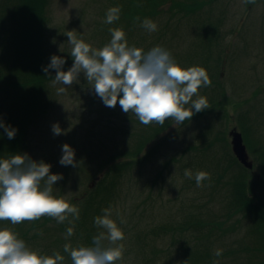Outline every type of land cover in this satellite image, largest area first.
<instances>
[{
    "label": "rangeland",
    "instance_id": "1",
    "mask_svg": "<svg viewBox=\"0 0 264 264\" xmlns=\"http://www.w3.org/2000/svg\"><path fill=\"white\" fill-rule=\"evenodd\" d=\"M2 1L0 0V5ZM103 7L104 0H49L47 30L52 52L56 56L71 54L72 46L67 40V31H73L78 39L95 49L102 48L106 44L104 32L99 28L98 33H95L94 27ZM218 8L212 18H224L221 26L222 43L226 46L224 65L222 69L216 67L215 74L210 78L211 85L200 87L192 99L205 97L208 92L218 89L220 93L221 90L225 91V98H231L237 103L241 101V106L235 111L236 104L227 102L225 114L231 113L230 118H222L219 122H216L211 113L200 119L194 114L191 120L176 126H173L175 121L169 118L170 125L162 129V134L152 138L151 144L160 140L153 159L127 171L119 178L114 196L107 207L111 210L110 218L124 233V239L117 242L123 245L122 259L116 261V264H163L170 253L175 256L178 241L193 244L195 237L184 235L183 232L172 234L166 231L158 237L150 234L160 225L183 222L186 215L215 223L213 230L207 234V237L213 236V240L209 241L213 254L217 250L223 254L226 249H233L234 245H240L245 240L246 222L240 215L230 212L225 204L228 182L234 173L240 171L231 152L227 134L236 129L242 134L243 144L251 145V148L246 147L248 160L253 165L248 173L251 177L258 175L263 156L259 141H264V107L254 106L250 96L254 87H262L261 93L256 96L257 101L264 100V2L227 0ZM169 20L168 15H159L157 28L158 22L163 24ZM167 28L171 34L168 33L169 35L145 49L139 48L146 52L155 46H161L183 68L196 66L190 65L191 57H188L196 42L193 25H184L182 21L178 25V22L172 21ZM149 44L150 41L145 45ZM195 57L200 59V52ZM219 71L220 74H217ZM85 80L84 74L80 73L72 86L54 85L52 81L48 83L45 98L50 104V110L38 129L29 130L28 145L22 152L35 161L42 160L50 164L51 174H62L63 179L53 185V195L65 199L79 210L83 196L93 191L97 176L106 169L104 158H110V154L119 157L118 154L133 148L144 136H149L151 128L157 127L155 122L149 125L140 123L131 111L124 113L119 103L114 108L106 107L95 91L85 88ZM61 87L65 90L59 93L58 89ZM221 99L222 95L219 94L218 100ZM8 102L9 95L0 87V111L3 114L8 110ZM191 106L189 103L185 107ZM243 118L249 120L252 129L250 137L246 136L250 133H242ZM53 124H58L63 134L54 135ZM203 131L209 132L208 139L211 143L206 148L200 141L202 134L198 136ZM65 143L74 149L76 163L75 167L69 165L67 175L59 163L61 148ZM93 154L98 155L100 161H94L100 162V165L92 161L90 155ZM139 154L138 159L142 157V153ZM229 162L232 163L231 166L227 165ZM218 166L224 168L225 175L215 181ZM185 170L191 171V178L185 176ZM199 171L207 172L210 179L202 181L198 187L195 175ZM253 191H257V188ZM37 221L48 236L47 232L57 230L59 224L54 218L47 216ZM216 224H219L218 228ZM27 226V221L17 225H12L10 221H0V228L21 229V232H17L19 238L30 249L41 255H50L48 249L52 247L51 240L46 242L44 238H40L44 236L42 230H30ZM97 229V234L105 231ZM62 235V243L69 244L70 239L66 238V233ZM103 244L109 246L107 240ZM234 256L236 259L232 261L231 257L220 255L215 263L250 264L247 257L238 253Z\"/></svg>",
    "mask_w": 264,
    "mask_h": 264
},
{
    "label": "trees",
    "instance_id": "2",
    "mask_svg": "<svg viewBox=\"0 0 264 264\" xmlns=\"http://www.w3.org/2000/svg\"><path fill=\"white\" fill-rule=\"evenodd\" d=\"M225 1L227 0H104L101 16L94 27L95 33H98L99 28L102 29L104 42L108 43L111 39L109 29L119 28L125 32L129 46L145 49L155 44L158 39L167 36L168 33L171 34L167 27L172 21L178 22V25L181 21L184 25H193L196 42L192 52L188 55L191 57L190 65L194 64L204 68L211 78L215 74L216 67L222 69L224 65L223 56L226 46L222 43L223 38L221 37L224 18L214 19L215 16L212 18V14ZM261 1L264 2V0ZM48 3L49 0H3L0 5V87L9 95L8 110L5 114L0 111L3 114H0V121L17 130L14 138L8 139L4 128L0 127V159L22 154L28 145L29 130L38 129L50 110V104L45 97L48 83L53 80L56 72L50 68L46 74L42 70L49 65L51 56L55 55L52 52L47 30ZM116 6L120 8L119 19L112 24L105 23L107 10ZM1 13H7V15L2 16ZM163 14L168 15L171 20L164 21L163 24L158 22L159 28L154 31V34L141 26V22L146 18L157 23V17ZM246 14L248 15V10ZM137 17L139 19H136ZM148 41L150 44L146 46ZM199 52L200 59H197L195 56ZM59 56L65 59L62 70L67 71L73 64L71 54H60ZM217 74H220V71ZM84 83L87 90L94 91L90 82L85 80ZM261 90L262 87L253 88L250 98L255 103L254 106L264 107V100L257 101ZM219 94L222 95L221 100H218ZM204 98H206L209 108L199 113L194 112L198 119L211 113L216 122L222 118L228 120L231 113L225 114L224 107L227 106V102L236 104L235 111L241 106V101L237 103L231 98H225L224 90H221L220 93L218 89H214L212 92H208ZM169 125L168 120L162 126L157 124V127L151 128L149 136H144L143 140L138 141L133 148L126 152L122 151L117 155L119 157L110 154V158H104V165L107 164L106 169L97 176L98 180L93 191L83 196L84 200L78 206L80 207L79 219L75 220L73 224H69L68 221L59 223L57 230L47 232L48 236L37 220L27 221V228L42 230L44 236L40 238H44L46 242L51 240L52 247L48 249L50 255L60 252L64 256L63 264H72L70 255L63 251L64 243H62V234L66 233L69 227H73L74 230V234L68 237L72 247L92 245L93 237L98 235L96 233L98 227L94 220L97 216H102L103 210L110 204L119 178L127 171L138 168L149 159H153V155L160 146V140L151 144L152 138L162 134V129ZM242 131V133H250H245L247 137L252 135L247 118L242 119ZM200 134H202L200 136L202 146L205 145L206 148L211 144L208 139L209 132L203 131L198 136ZM230 140L229 138V143ZM259 144L261 156H263L260 159L261 166L259 165L258 175L249 176L248 171L236 163L240 166V171L234 173L228 182L226 208L230 212L240 215L241 219L246 222L245 240L240 245L236 244L233 249L230 247L221 254L231 257L232 261L236 259L234 254H241L247 257L250 264H264V141H259ZM246 147L251 148V145L247 143ZM140 152L142 157L138 159L137 156L140 155ZM124 154L128 157H123V159L120 156ZM90 157L92 161L95 159L100 161L96 154L90 155ZM94 162L100 165V162ZM231 164L229 162L227 165L231 166ZM63 167L65 175H67L69 166ZM224 171V168L221 169L218 166L215 181L224 177ZM254 188H257V191L254 192ZM214 224L186 215L183 222L160 225L151 231L150 234L154 237H158L166 231L172 234L183 232L184 235L195 237L191 245L185 244L184 240L178 241L175 256L170 253L163 264H216L215 261L220 256H216L211 251L209 241L213 240V236L207 237V234L213 230ZM218 225L216 224L217 228ZM13 230L16 233L21 232V229L14 228ZM23 234L24 232H22Z\"/></svg>",
    "mask_w": 264,
    "mask_h": 264
},
{
    "label": "clouds",
    "instance_id": "3",
    "mask_svg": "<svg viewBox=\"0 0 264 264\" xmlns=\"http://www.w3.org/2000/svg\"><path fill=\"white\" fill-rule=\"evenodd\" d=\"M255 3V0H245ZM120 8L110 7L106 12L105 23L112 24L119 19ZM136 19H139L138 17ZM141 26L149 32L157 30V25L150 19H144ZM111 39L102 48L95 49L73 31L66 36L71 48L72 66L63 71L65 59L53 55L50 63L42 70L56 72L52 83L72 86L83 73L92 84L95 94L106 107L114 108L119 103L124 113H134L140 123L149 125L155 122L164 125L171 118L176 124L191 120L195 113L209 108L206 98L193 100L200 87L211 85L206 70L199 66L183 68L174 61L171 54L161 46L148 51L129 46L122 29H109ZM64 87L58 89L64 92ZM191 103V108L185 106ZM194 109V111H193ZM8 139H13L16 129L0 121ZM54 135L63 134L58 124L52 125ZM59 163L62 166H76L74 149L63 144ZM51 165L44 161H35L27 153L15 154L10 158L0 159V221H10L12 225L24 221L39 220L43 216L51 217L57 223L68 221L73 224L79 219V209L63 198L53 195V185L63 179L62 174H51ZM185 176L191 178L190 170ZM210 179L207 172L199 171L195 175L197 186ZM71 217V219H69ZM111 210H103L102 216L94 220L98 228L105 231L93 237L91 246H63L72 264H116L122 259L123 245L117 242L124 239L123 231L110 218ZM123 222V221H121ZM74 234L73 227L66 230V238ZM107 240L109 246L103 241ZM220 250L215 252L220 256ZM64 256L60 252L41 255L30 249L11 228H0V264H63Z\"/></svg>",
    "mask_w": 264,
    "mask_h": 264
},
{
    "label": "water",
    "instance_id": "4",
    "mask_svg": "<svg viewBox=\"0 0 264 264\" xmlns=\"http://www.w3.org/2000/svg\"><path fill=\"white\" fill-rule=\"evenodd\" d=\"M228 136L231 139L230 145L233 156L244 169L251 171L253 165L252 162L248 160V155L241 134L237 132L236 129H233L228 132Z\"/></svg>",
    "mask_w": 264,
    "mask_h": 264
}]
</instances>
